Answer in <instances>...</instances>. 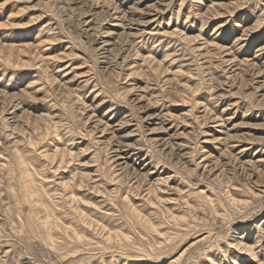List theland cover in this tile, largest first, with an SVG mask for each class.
Masks as SVG:
<instances>
[{
  "label": "rangeland",
  "instance_id": "obj_1",
  "mask_svg": "<svg viewBox=\"0 0 264 264\" xmlns=\"http://www.w3.org/2000/svg\"><path fill=\"white\" fill-rule=\"evenodd\" d=\"M0 264H264V0H0Z\"/></svg>",
  "mask_w": 264,
  "mask_h": 264
}]
</instances>
